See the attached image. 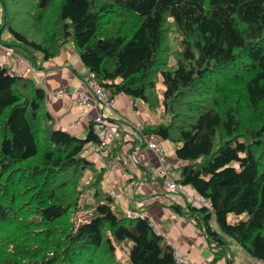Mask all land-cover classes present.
Wrapping results in <instances>:
<instances>
[{
  "label": "trees",
  "instance_id": "obj_1",
  "mask_svg": "<svg viewBox=\"0 0 264 264\" xmlns=\"http://www.w3.org/2000/svg\"><path fill=\"white\" fill-rule=\"evenodd\" d=\"M0 5L2 43L28 53L32 67L72 43L113 95L158 105L164 122L135 132L180 144L173 176L206 201L170 208L215 249L228 253L233 241L264 261V0ZM47 94L0 63V264H185L149 219L115 209L105 170L85 154L101 141L94 121L85 138L56 128Z\"/></svg>",
  "mask_w": 264,
  "mask_h": 264
},
{
  "label": "crops",
  "instance_id": "obj_2",
  "mask_svg": "<svg viewBox=\"0 0 264 264\" xmlns=\"http://www.w3.org/2000/svg\"><path fill=\"white\" fill-rule=\"evenodd\" d=\"M0 40L2 41L1 31ZM1 44L0 63L11 67L17 65L22 68V73L26 71V75L35 78L47 91L46 108L53 117L54 126L85 138L98 109L82 108L79 104L77 91L84 89V80L90 70L81 61L73 44H65L57 56L42 61L40 65L36 62L34 67L26 64L30 63L27 59L28 53L23 50V54L16 53V50ZM6 49L16 54L13 61L5 55ZM37 55L38 53H35V56ZM57 93H63V96L55 100L52 94ZM104 113L109 115L111 123L119 129L121 138L116 144L102 151L98 145H88L85 154L96 163L97 168L102 167L105 170L101 187L105 194L113 198L117 211L125 214V211L130 210L154 221L156 231L177 250L178 256L189 261V264H210L217 255L220 257L216 264H262L233 241H230L228 253L215 249L207 241L205 231L196 225L192 217L177 214L170 208L172 202L168 196L169 192L157 175L158 155L148 148L149 136L141 139L135 132L137 127L148 128L164 122L163 110L160 112L142 100H133L120 94L116 96L115 106L110 110L105 109ZM82 116L84 119L78 122ZM156 141L165 152L168 169L172 168L178 174L176 168L184 164L175 155L180 144L160 138H156ZM184 196L175 195L172 200L175 202L176 199V203L181 206L190 201Z\"/></svg>",
  "mask_w": 264,
  "mask_h": 264
},
{
  "label": "built area",
  "instance_id": "obj_3",
  "mask_svg": "<svg viewBox=\"0 0 264 264\" xmlns=\"http://www.w3.org/2000/svg\"><path fill=\"white\" fill-rule=\"evenodd\" d=\"M5 55L13 61V54L11 50L6 49ZM26 64L29 65L27 62ZM12 70L16 73H22V68L17 67L15 64L12 67ZM61 96H63V93L52 94V98L55 100ZM77 97L82 108L91 107L92 109H98V114L93 119L96 133L101 140L98 144V148L100 151L106 148L108 149L116 141L120 133L115 124L111 123L107 115L104 113V110L112 109L115 106L116 96L113 95L110 90L105 89L99 82H97L95 73L90 71L84 80V89L77 91ZM83 119L84 116L80 117L78 122ZM136 129L140 130L141 127H137ZM148 148L155 151L158 155L159 166L157 168V175L162 180L167 192L185 195L189 198L190 202L198 203L200 205L206 202L204 199H199L195 195L190 194L187 186H184L180 182L176 181L174 176L169 174L167 157L154 136L149 137ZM110 194L113 196L112 192ZM125 215L128 218L136 216V214L130 211H127ZM150 223L151 226L156 229V223L154 221H150ZM175 253L178 259L183 261L185 264H189V261H186L178 256L177 250H175ZM261 262L264 264V261Z\"/></svg>",
  "mask_w": 264,
  "mask_h": 264
},
{
  "label": "rangeland",
  "instance_id": "obj_4",
  "mask_svg": "<svg viewBox=\"0 0 264 264\" xmlns=\"http://www.w3.org/2000/svg\"><path fill=\"white\" fill-rule=\"evenodd\" d=\"M19 7H22V4H20L19 3V5H18ZM9 8H11L12 9V7H11V5H9ZM2 19H3V8L1 7V5H0V23H2ZM1 25V24H0ZM32 22L31 23H28L27 24V26L29 27V29H31L32 30ZM8 32H9V30L6 28L4 31H3V33H2V41H7V38H8ZM33 31H30L29 30V32H27L28 33V35L29 34H31ZM9 39V38H8ZM2 41H1V43H2ZM0 43V44H1ZM2 45V44H1ZM177 45V41H175L174 40V38H173V35L171 36V46H176ZM14 50H16V52H21L22 54H23V52L21 51V49L20 48H15ZM28 57H27V59L30 61V56L29 55H27ZM30 74V73H29ZM32 75V74H31ZM30 75V76H31ZM35 79V78H34ZM36 80V79H35ZM37 81V80H36ZM37 83L39 84V85H41L38 81H37ZM107 110H110V109H107ZM157 110L158 111H160L161 112V108H159L158 107V105H157ZM108 112V111H107ZM109 113V112H108ZM107 117H109V115L107 114ZM141 129L143 130V128L141 127ZM121 138V136H120V134H119V136L117 137V139H120ZM100 168H102V167H100ZM170 172H171V174L170 175H175L176 177L178 176V174H177V172L174 170V169H170ZM92 176H93V174L91 173V172H87V177H86V179H84V183L85 184H88L91 180H92ZM175 195L176 196H180V195H178V194H176V193H171V192H169L168 193V196L171 198V200H172V197H175ZM185 198H186V196H184ZM88 199H90L89 197H87L86 198V202L87 201H89ZM174 201V200H173ZM175 202H176V199H175ZM127 211H130V210H127ZM127 211H125V214L127 213ZM130 212H132V211H130ZM133 213V212H132ZM77 215V217H78V219L80 220L81 219V216H79L78 214H76ZM230 219L232 220L233 219V217L231 216L230 217Z\"/></svg>",
  "mask_w": 264,
  "mask_h": 264
},
{
  "label": "water",
  "instance_id": "obj_5",
  "mask_svg": "<svg viewBox=\"0 0 264 264\" xmlns=\"http://www.w3.org/2000/svg\"><path fill=\"white\" fill-rule=\"evenodd\" d=\"M141 147H143V145ZM130 153H132V152H130Z\"/></svg>",
  "mask_w": 264,
  "mask_h": 264
},
{
  "label": "clouds",
  "instance_id": "obj_6",
  "mask_svg": "<svg viewBox=\"0 0 264 264\" xmlns=\"http://www.w3.org/2000/svg\"><path fill=\"white\" fill-rule=\"evenodd\" d=\"M117 96V95H116ZM150 137V136H149ZM181 258V257H180Z\"/></svg>",
  "mask_w": 264,
  "mask_h": 264
}]
</instances>
